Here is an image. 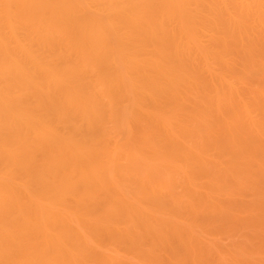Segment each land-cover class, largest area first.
<instances>
[{"label":"bare ground","instance_id":"bare-ground-1","mask_svg":"<svg viewBox=\"0 0 264 264\" xmlns=\"http://www.w3.org/2000/svg\"><path fill=\"white\" fill-rule=\"evenodd\" d=\"M0 264H264V0H0Z\"/></svg>","mask_w":264,"mask_h":264}]
</instances>
